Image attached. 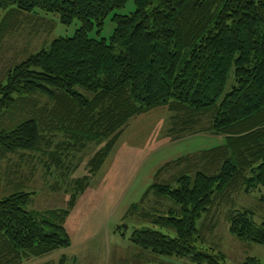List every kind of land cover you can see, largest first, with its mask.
I'll return each mask as SVG.
<instances>
[{"label":"trees","instance_id":"16d2710c","mask_svg":"<svg viewBox=\"0 0 264 264\" xmlns=\"http://www.w3.org/2000/svg\"><path fill=\"white\" fill-rule=\"evenodd\" d=\"M128 1L0 0V42L22 24V15L36 11L62 25L80 22L72 36L53 39L0 81V162L8 165L0 194V264H22L69 247L65 220L76 195L103 166L129 120L157 107L171 112L169 131L176 137L206 131L223 141L157 169L141 200L152 193L172 205L148 213L134 204L124 215L148 217L174 236L142 227L128 240L185 264H227L204 234L214 225H197L226 202L229 233L264 245V220L258 223L252 208H236L232 200L258 192L264 206V0H133V12H115ZM107 17L114 24L111 36L90 37ZM231 67L235 85L223 94ZM90 144L99 147L86 163L87 174L70 186L67 207L28 209L34 191L10 176L28 164L27 156L44 158L48 174L64 168L65 175L69 155ZM170 165L174 173L160 180ZM121 227L125 237L127 226ZM57 264H68L67 257ZM244 264L260 261L249 257Z\"/></svg>","mask_w":264,"mask_h":264},{"label":"rangeland","instance_id":"374dc122","mask_svg":"<svg viewBox=\"0 0 264 264\" xmlns=\"http://www.w3.org/2000/svg\"><path fill=\"white\" fill-rule=\"evenodd\" d=\"M134 9L133 0H129L123 8L115 12L130 14ZM21 18H24L22 24L13 27L0 42V81L3 82L9 68L40 49H47L53 39L72 36L80 26L78 20H74L70 25H62L56 16L40 11L22 15ZM49 23L54 25L52 31L48 30ZM113 28L114 24L110 17H107L100 32L94 29L89 36L108 39ZM233 85L234 67H231L223 94ZM170 115L171 112L166 107H157L129 120L103 166L90 178L85 190L76 195L75 205L65 220L71 246L38 258L24 260L22 264H57L62 255L67 257L68 264H185L175 257L141 251L128 240L134 228L154 227L169 237L174 236L173 230L154 226L150 218H142L137 213L124 217L134 204L140 212L148 213L159 212L172 205L167 199H159L152 193L141 200L157 169L167 162L223 141L221 135L206 131L184 133L176 137L169 131L172 126ZM98 147L96 144H90L83 151L72 152L66 164L69 172L65 175H61L64 168L57 169L50 175L46 172L44 158L34 156L30 159L27 156L24 162L28 164H24L19 172L10 176H18L14 181L23 179L26 189L34 191L28 209L44 211L67 207L70 186L87 174L86 163ZM12 158L14 161L18 159ZM0 166L3 176L0 181L2 194L7 181L4 169L8 165L2 161ZM174 171V165H170L159 173L158 178L167 180ZM259 195L258 192L248 195L238 193L234 194L232 199L236 208H252L254 219L258 223L264 220V206L258 202ZM230 205L226 202L215 205L205 219L203 218L204 221L198 220L197 225L201 222L214 225L213 229L206 230L204 234L209 243L216 244L224 252L227 264H244L249 257L257 258L260 264H264V245L243 242L229 233L224 214ZM121 224L127 226L125 237L120 234L124 232V228L118 229Z\"/></svg>","mask_w":264,"mask_h":264},{"label":"crops","instance_id":"0c3cea01","mask_svg":"<svg viewBox=\"0 0 264 264\" xmlns=\"http://www.w3.org/2000/svg\"><path fill=\"white\" fill-rule=\"evenodd\" d=\"M70 246H71V245H70ZM70 246H69V247H70ZM63 249H65V248H63ZM62 256H64V255H62ZM41 264H48V263H41Z\"/></svg>","mask_w":264,"mask_h":264}]
</instances>
